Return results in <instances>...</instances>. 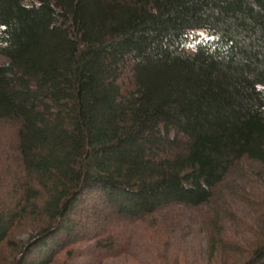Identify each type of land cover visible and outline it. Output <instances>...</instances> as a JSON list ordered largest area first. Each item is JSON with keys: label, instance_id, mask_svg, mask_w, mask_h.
Instances as JSON below:
<instances>
[{"label": "trees", "instance_id": "trees-1", "mask_svg": "<svg viewBox=\"0 0 264 264\" xmlns=\"http://www.w3.org/2000/svg\"><path fill=\"white\" fill-rule=\"evenodd\" d=\"M0 125L5 264L130 256L264 165V0H0Z\"/></svg>", "mask_w": 264, "mask_h": 264}, {"label": "rangeland", "instance_id": "rangeland-1", "mask_svg": "<svg viewBox=\"0 0 264 264\" xmlns=\"http://www.w3.org/2000/svg\"><path fill=\"white\" fill-rule=\"evenodd\" d=\"M0 130L9 136L7 127L0 125ZM222 193L215 206L188 210L177 215L165 232L158 234L159 238L156 234L155 237L150 235L146 226L135 225L129 231L133 238L130 256L99 262L88 257L87 248L83 246L73 252L77 256L75 260L62 256L56 264H147L145 260L153 255L152 252L157 253L158 247L168 257L166 261H161L162 264H232L228 254L221 252V246L228 245L244 253L250 251L256 233L263 229L264 165L244 163ZM214 225L220 232L215 233ZM19 228L15 234L16 241L27 243L31 228ZM9 254L0 253L2 263L13 259L12 254Z\"/></svg>", "mask_w": 264, "mask_h": 264}]
</instances>
